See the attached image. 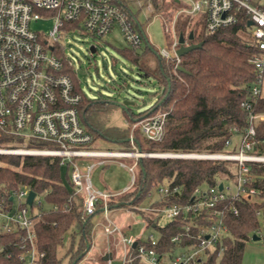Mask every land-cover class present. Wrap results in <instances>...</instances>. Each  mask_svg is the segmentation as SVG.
I'll return each instance as SVG.
<instances>
[{
  "label": "built area",
  "instance_id": "1",
  "mask_svg": "<svg viewBox=\"0 0 264 264\" xmlns=\"http://www.w3.org/2000/svg\"><path fill=\"white\" fill-rule=\"evenodd\" d=\"M128 0H0V135L8 134L21 138L20 144L0 148V154L21 156H51L60 158L62 166H68L75 193L80 194L86 214H94L97 205L103 201V210H110L109 199L120 193L97 190L92 182V171L100 164L114 159H132L131 164L120 161L132 172V189L137 180V166L140 158L159 155L165 157L203 158L213 160H233L238 164L237 176L231 180L235 190L227 187L224 181L214 186H199L186 203H168L156 206L167 197L181 192L180 186L166 182L150 193L151 203L142 210L155 215L160 223L163 217L170 221H180L183 230L172 238L176 247L159 253V236L150 233L147 239L122 234L116 224L105 227L109 234H121L120 242L125 248L124 264L131 261V247L136 244L135 257L144 264H204L210 252L220 247L229 237L225 221L227 210L243 199L254 200L259 190L251 185V163H264V153L255 151L264 143L257 138L256 122L264 120V114L249 116V125L239 133L240 142L236 152L218 153H148L140 150L135 143L133 132L140 129L146 138L160 142L166 132L168 111H158L146 115L132 124L130 141L132 150H103L95 146L92 134L87 130L80 112L82 93L76 89L72 76L65 72L66 59L54 51L55 46L43 41L40 34L31 27L32 20L44 16L55 18L49 38L58 42L60 31L66 25L74 31H83L94 37L109 35L118 27L129 46L140 50L144 37L137 28ZM179 9L175 18L166 26L172 35L168 48L159 51L166 59L175 61L177 69L181 57L177 50L181 46L176 25L181 15L200 16L206 34L231 27L238 23L242 14L248 18L247 28L255 41L257 53L250 58L256 69V82L251 86L253 95H263L264 88V0H176ZM175 2V3H176ZM174 3V5H175ZM252 20L253 23L248 25ZM187 41V40H186ZM188 42V41H187ZM73 66L71 61H68ZM251 109L248 101L242 103ZM228 145L232 140L227 141ZM91 159L89 163L87 160ZM223 182V189L219 183ZM33 190L20 186L13 190L11 200L19 202L17 208L0 200V232H22L19 242L23 252L19 259L23 264H39L45 252H40L37 243L36 221L40 217L38 207L29 205L28 196ZM125 190V191H128ZM123 191V192H125ZM157 199H156V198ZM37 208L36 210H34ZM148 242L147 246L144 243ZM186 241V243H183ZM4 247L0 244V251ZM219 252V253H220ZM11 257V253L7 255Z\"/></svg>",
  "mask_w": 264,
  "mask_h": 264
},
{
  "label": "trees",
  "instance_id": "2",
  "mask_svg": "<svg viewBox=\"0 0 264 264\" xmlns=\"http://www.w3.org/2000/svg\"><path fill=\"white\" fill-rule=\"evenodd\" d=\"M175 2L152 0L156 11L171 8ZM247 21V16L242 14L237 24L206 34L203 26L199 27V23L193 22L191 17L179 19L177 33L184 34L189 43H203L202 47L181 57L180 66L184 70L176 69L174 60L163 58L150 41L142 51L131 47L122 49L123 55L144 75L156 79L162 89L156 103L149 109L137 114L131 109H123L129 118V125L125 128L108 124L110 113L119 107L116 103L103 97L88 98L74 81L76 89L82 93L79 112L94 142L103 139L121 150H132L129 140L132 123L143 116L168 111L164 139L151 141L140 129H135L133 135L138 148L148 153L236 152L240 140L235 146L228 145L227 141H233L236 134L245 130L251 113L264 114V95H253L251 90L256 82V69L250 58L257 53V49ZM192 31L193 40L189 39ZM64 71L71 75L67 62ZM244 101L250 102L252 108L243 107ZM256 130L257 138L264 140L263 119L256 122ZM14 141L21 142L22 139L8 134H2L0 138V142ZM255 151L264 153V143L258 144ZM0 162L4 163L0 165V200L6 201L8 207L14 206L11 200L13 190L25 185L37 195H43L47 203V207L39 206L41 215L35 225L38 249L45 252L39 264H72L86 251L88 244L92 246L93 227L96 235L92 217L104 212L103 201L98 203L94 214H86L81 195L75 193L69 167L62 166L58 157L0 155ZM250 167L253 176L251 185L259 193L254 200L235 202L233 205L238 208V213L230 206L225 217L229 237L223 242V251L220 252L218 247L210 252L204 264H245L246 244L252 234L261 232L258 216L264 209V163H251ZM64 168L69 185L63 178ZM237 171L238 164L233 160L143 157L138 161L135 186L113 196L108 204L111 210L127 207L141 214L148 227L158 230L160 241L156 249L165 253L176 247L172 238L183 230L182 223L175 220L162 226L155 221L153 213L142 210L141 207L152 201L150 193L170 182L172 186H180L181 192L155 205L186 203L197 187L233 180ZM36 206L37 202L33 207ZM22 234L21 231L0 232V244L4 247L0 251V264H23L19 259L23 252L19 245ZM66 237L70 239L67 248ZM139 242L149 245L141 239ZM90 250L91 247L77 264ZM9 253L11 257L7 256ZM137 253V248L132 246L130 256L133 259L126 264H144L135 257Z\"/></svg>",
  "mask_w": 264,
  "mask_h": 264
},
{
  "label": "rangeland",
  "instance_id": "3",
  "mask_svg": "<svg viewBox=\"0 0 264 264\" xmlns=\"http://www.w3.org/2000/svg\"><path fill=\"white\" fill-rule=\"evenodd\" d=\"M127 3L131 7L133 15L143 26L151 45L158 51L163 48H168L172 41V35L167 32L166 26L170 25L175 18V11L179 9V3L173 4L171 8H167L166 10L161 9L158 11L155 10L152 0H128ZM186 17L185 15H181L179 19L182 20ZM191 18L193 22L199 23V27L203 26L200 16H191ZM54 24V17L44 16L38 20H32L31 27L40 34L43 41H48V46L54 45L56 47L55 51L49 48L50 53L54 52L58 56L66 59L67 64L68 61L73 63V66L68 64L71 68V75L85 96L91 99L103 97L114 103L128 101L130 102L128 109H131L136 114L149 109L156 103L162 89L156 79L144 75L135 64L123 55L122 49L130 46L118 27L109 35L99 38L83 31H74L73 26L66 25L60 31V40L53 42L49 38V35ZM187 43L189 44V42ZM91 46H95L96 51L92 52L90 49ZM147 46L148 44L144 40L139 51L144 50ZM108 124L121 128L127 127L129 125V118L126 111L121 107H115L108 117ZM1 136L2 134L0 138ZM239 140L240 137L236 134L233 137V146ZM16 144H20V142H0V148H6L9 145ZM97 145L103 150H114L118 148V146L103 139H99ZM87 161L90 163L92 160L88 159ZM123 161L127 164L133 162L132 159H123ZM0 165H4V163L0 162ZM66 172L64 168L63 178L65 183L69 185ZM91 176L94 179V187L97 190V187H101L106 190L115 191L120 190L123 183L126 185L132 184V172L128 167L121 166L119 159L95 167ZM224 182L227 187L235 190V185L231 180H225ZM38 201H41V204L47 207L43 195H38ZM149 201H146V203L148 204ZM18 205L19 202L16 199L14 208H17ZM110 213L111 219L122 225L124 233L127 236H141L142 240L147 239L150 233H153L156 237L159 236L158 230L148 227L145 221L142 220L141 214L134 210L122 207L111 210ZM105 215V212L96 213L94 215V221L105 222ZM258 219L261 232H257L256 234L260 236V239H254L253 236L255 234L251 235V239L247 242L245 248V264H264V209L259 214ZM169 222L170 220L168 218L163 217L160 220V225L164 226ZM116 239L114 238V242ZM69 241V237H66L65 248L68 247ZM117 251L125 252V248L119 239H117V244L114 247V252ZM79 264H83V261ZM110 264H124V259L123 257L114 256Z\"/></svg>",
  "mask_w": 264,
  "mask_h": 264
},
{
  "label": "crops",
  "instance_id": "4",
  "mask_svg": "<svg viewBox=\"0 0 264 264\" xmlns=\"http://www.w3.org/2000/svg\"><path fill=\"white\" fill-rule=\"evenodd\" d=\"M138 15V14H137ZM136 15V16H137ZM138 18V17H137ZM113 32V31H112ZM135 122V121H134ZM133 124V123H132ZM98 141V140H97ZM97 141L95 142V146L99 147V145H97ZM120 148H117L115 150H119ZM115 160V159H114ZM114 160H110L109 162H112ZM120 161H123V159H119ZM116 162V161H115ZM100 165H103V164H100ZM121 165V164H120ZM99 166V165H97ZM96 166V167H97ZM122 166V165H121ZM94 171V169H93ZM92 171V172H93ZM92 177V176H91ZM92 182H93V185H94V179L92 177ZM97 187V186H96ZM122 188H120V190H106V189H103L101 187H97L98 190L101 189L100 191L104 190L106 192H110V193H117V192H123L125 190H128L129 188L132 187V184L130 185H126L125 183H123L121 185ZM117 209V208H115ZM114 210V209H112ZM110 211L111 209L109 210V212L105 215V219L106 221L105 222H95L94 221V216L92 217V222L94 223L95 222V225H96V235L94 236V227H93V240H92V246H91V250L88 252V254L84 257V259H82L80 262L83 261V264H110L112 259L114 258V256H119V257H123L124 259V252L122 251H117V252H114V247L115 245L117 244V239H121V234L119 233H114V234H109L105 231V227L110 224V223H113V224H116L120 229H122V234L126 235L124 233V228L122 227L121 224L119 223H116L115 221H113L110 217ZM136 237H141V236H136ZM114 238H117L116 241L114 242ZM111 254L112 256H109L107 259H105L104 257L108 254ZM79 262V263H80ZM78 263V264H79Z\"/></svg>",
  "mask_w": 264,
  "mask_h": 264
},
{
  "label": "water",
  "instance_id": "5",
  "mask_svg": "<svg viewBox=\"0 0 264 264\" xmlns=\"http://www.w3.org/2000/svg\"><path fill=\"white\" fill-rule=\"evenodd\" d=\"M135 21H136V23H137V25L139 27L140 32L142 33V35L144 37V40L146 41V43H148L149 42V39H148V37H147V35H146L145 31H144L143 26L140 24V22L137 19ZM252 23H253V21L250 20L248 22V25H251ZM189 39H191V40L194 39V32L193 31L190 33ZM179 42H180L181 46L177 50V53H178V55L180 57H182L183 55L187 54L188 52H190V51H192L194 49H197V48L202 47V45H203L202 42H199V43L192 42V43H189L188 44L187 41H186V38H185L184 34H180L179 35ZM90 49H91L92 52L96 51L95 46H91ZM178 69L184 70V68L182 66H180V65L178 66ZM129 103L130 102H128V101H124L122 103H116V104L119 107H121L122 109H127ZM139 149L142 150L141 148H139ZM153 156L156 157V156H159V155H153ZM161 157H165V156H161ZM223 187H224V183L223 182H220L219 183V188L220 189H223ZM35 197H36V192L34 190H31L30 193H29V196H28V203H29V205H33ZM253 238L254 239H260V236L257 235V234H255L253 236ZM136 244L137 243H134V246H136ZM90 247H91L90 244H88L86 251L89 250ZM86 251L84 253H82L72 264H77V262L84 256V254L86 253ZM109 256H112V255L109 253L104 258L107 259Z\"/></svg>",
  "mask_w": 264,
  "mask_h": 264
}]
</instances>
